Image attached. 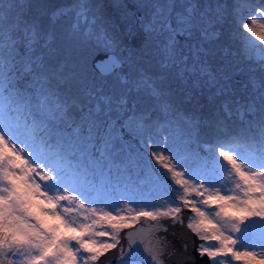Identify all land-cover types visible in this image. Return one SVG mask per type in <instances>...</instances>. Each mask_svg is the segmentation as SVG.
I'll list each match as a JSON object with an SVG mask.
<instances>
[{"label":"snow or ice","instance_id":"6c2138e0","mask_svg":"<svg viewBox=\"0 0 264 264\" xmlns=\"http://www.w3.org/2000/svg\"><path fill=\"white\" fill-rule=\"evenodd\" d=\"M245 6L113 0V20L78 0L61 32L64 8L0 0V264H96L184 208L209 264H264V10ZM144 252L118 264H163Z\"/></svg>","mask_w":264,"mask_h":264},{"label":"water","instance_id":"95a60500","mask_svg":"<svg viewBox=\"0 0 264 264\" xmlns=\"http://www.w3.org/2000/svg\"><path fill=\"white\" fill-rule=\"evenodd\" d=\"M183 223L173 224L171 219L160 221L141 220L140 223L124 229L120 232V243L116 248L109 250L97 261L98 264H118L121 250L128 253L130 248L139 247L142 255L150 259L146 247L162 249L161 256L163 264H209L207 256L199 260L196 247L200 240L192 231L187 228L189 210L182 209L179 214ZM167 227V231H164ZM131 233V237L127 236ZM190 257V259H188ZM139 259V256L136 257ZM200 261V262H197Z\"/></svg>","mask_w":264,"mask_h":264},{"label":"rangeland","instance_id":"374dc122","mask_svg":"<svg viewBox=\"0 0 264 264\" xmlns=\"http://www.w3.org/2000/svg\"><path fill=\"white\" fill-rule=\"evenodd\" d=\"M112 3L110 4V7L108 8L110 10V12H106L107 10H105L104 7H102V2L101 0H87V3L89 4L90 6V11L88 13L89 15V18H91V14L93 11H96L97 9H94V8H91L92 5H99L101 9H104V12H105V15H111L112 19L115 20L118 16V13L117 11L112 7L113 5V0H111ZM78 2V0H74L71 5H63L65 4L63 2V4H60V3H55L54 0H41V3L45 6V12H47L48 10H51V9H56V8H61L60 6H63L62 8L65 9V11L67 12V15L63 16L59 22H58V30L61 31V32H64V31H67L71 25L75 22V12L72 10L74 8V6L76 5V3ZM232 0H229V3H231ZM128 3L131 4L133 3V0H128ZM89 27V24L87 23H84V22H81V28L82 29H87ZM230 44H231V47L233 49H235L236 45H235V42L233 41V39L230 37ZM166 130V129H164ZM164 130H161V132L157 133L156 130H153V134L158 137L159 139H162L161 137H165L167 134L166 133H163ZM211 136H208V137H205V140H207L208 142H211ZM153 164H155V161H153ZM169 177H170V174H169ZM169 183H171V180L169 179L168 181ZM184 209H187V208H184ZM189 210V209H187ZM211 211V210H209ZM193 214L190 212L189 210V215H188V219H187V222L186 224L189 223V217L192 216ZM198 238V237H197ZM203 243L202 241H200L196 247V251L198 253V256L199 257V260L203 258L200 256L199 252H198V246ZM86 255V254H85ZM209 260V259H208ZM197 262H200V261H197ZM96 264H98L96 262Z\"/></svg>","mask_w":264,"mask_h":264},{"label":"bare ground","instance_id":"6f19581e","mask_svg":"<svg viewBox=\"0 0 264 264\" xmlns=\"http://www.w3.org/2000/svg\"><path fill=\"white\" fill-rule=\"evenodd\" d=\"M244 4L246 5L243 10V17H244V22H250V19L255 16V18L259 21L261 20V13L257 12V9H262L264 10V0H243ZM230 28L233 29H238L239 32L243 35V36H248L251 37L250 33H247L243 28L242 25H236L234 22L230 24ZM256 30L259 33L261 31L259 26H256ZM233 39V41L235 42V49L238 50L240 47L239 44V40L238 38L235 37H231ZM251 40L258 46L260 47H264V41H261L258 36L257 37H251ZM163 133L167 134V130H164ZM167 136V135H166ZM165 136V137H166ZM165 137H161L162 139H164ZM190 259V257L188 258Z\"/></svg>","mask_w":264,"mask_h":264},{"label":"trees","instance_id":"16d2710c","mask_svg":"<svg viewBox=\"0 0 264 264\" xmlns=\"http://www.w3.org/2000/svg\"><path fill=\"white\" fill-rule=\"evenodd\" d=\"M55 1V3H60V4H63V2L65 3V4H63V5H71V3L74 1V0H54ZM101 2H102V7H104L105 8V10H107L106 12H110V10L108 9L109 7H110V4L112 3V1L111 0H101ZM105 6H107V7H105Z\"/></svg>","mask_w":264,"mask_h":264}]
</instances>
